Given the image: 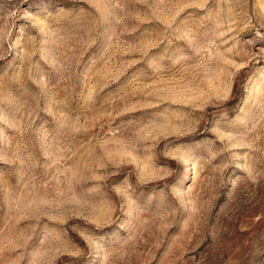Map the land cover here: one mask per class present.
Segmentation results:
<instances>
[{"label": "rangeland", "instance_id": "obj_1", "mask_svg": "<svg viewBox=\"0 0 264 264\" xmlns=\"http://www.w3.org/2000/svg\"><path fill=\"white\" fill-rule=\"evenodd\" d=\"M0 264H264V0H0Z\"/></svg>", "mask_w": 264, "mask_h": 264}]
</instances>
